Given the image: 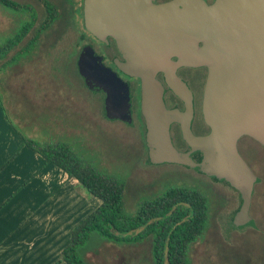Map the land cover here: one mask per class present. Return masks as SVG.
I'll list each match as a JSON object with an SVG mask.
<instances>
[{
	"label": "water",
	"instance_id": "obj_1",
	"mask_svg": "<svg viewBox=\"0 0 264 264\" xmlns=\"http://www.w3.org/2000/svg\"><path fill=\"white\" fill-rule=\"evenodd\" d=\"M83 17L91 33L116 39L125 58L120 68L140 79L149 161L180 163L226 180L240 197L233 224H255L249 210L258 175L237 140L249 135L264 145V0H83ZM181 64L207 66L202 94L207 133L191 130L192 94L175 72ZM77 70L88 88L105 92L107 118L132 121L127 81L94 50L80 52ZM159 70L184 98V110L165 106ZM173 121L189 149L173 143ZM195 150L199 160L191 155Z\"/></svg>",
	"mask_w": 264,
	"mask_h": 264
},
{
	"label": "rangeland",
	"instance_id": "obj_2",
	"mask_svg": "<svg viewBox=\"0 0 264 264\" xmlns=\"http://www.w3.org/2000/svg\"><path fill=\"white\" fill-rule=\"evenodd\" d=\"M16 1L29 3L37 12L36 23L21 41L25 43L45 17L46 10L41 0ZM52 1L60 12L66 10L41 34L35 45L41 50L23 53L21 65L9 63L7 66L5 63L0 70V104L6 119L22 136L33 140L34 148L35 145L64 142L102 171L123 177L124 207L133 212L143 199L162 192L167 186L186 185L203 190L208 195L209 218L203 235L189 248L190 264H264V145L249 136L240 139L241 154L260 181L255 183L256 191L249 210L255 224L233 227L231 217L238 205V196L231 186L180 163L147 162L138 118L129 123L102 114V94L89 89L77 73L71 48L76 47L81 26L80 20L71 18L67 12V2L72 0ZM62 2L64 6L60 5ZM26 12L30 14L31 9L0 4V42L16 31L19 17H27ZM17 48L8 50L5 57L0 58V65ZM70 52L72 55L67 61ZM29 55L32 60L25 62ZM175 141L181 145L176 137ZM98 243L104 256V260H99L101 264L121 261L151 264L149 241L116 243L124 257L117 248L103 247L98 238L89 241L86 250Z\"/></svg>",
	"mask_w": 264,
	"mask_h": 264
},
{
	"label": "trees",
	"instance_id": "obj_3",
	"mask_svg": "<svg viewBox=\"0 0 264 264\" xmlns=\"http://www.w3.org/2000/svg\"><path fill=\"white\" fill-rule=\"evenodd\" d=\"M41 1L45 6V17L34 34L25 43H21L24 36L36 23L37 12L29 3L22 4L16 0H0V4L16 9L26 7L31 9L30 14L26 12L27 17H19L20 24L16 31L0 42V58L5 57L8 50L18 46L15 53L0 65V70L4 68L5 63L7 66L9 63H13L11 66L21 65L23 62L20 58L24 56L23 53L30 52L31 54L33 51L24 50V48L34 47L41 34L51 28L53 23L63 16L66 9L60 12L52 0ZM70 3L67 2L71 6ZM60 5L64 6L63 2ZM73 17L75 16L71 15V18ZM72 51L74 55L75 50ZM72 53H67V61ZM31 58L32 55H29L25 62L31 61ZM78 75L81 77L79 73ZM102 112L104 115V110ZM144 128L142 126L141 138L146 161L149 162L144 141ZM22 137L23 141L34 146L32 140L25 136ZM35 147L43 155L45 161L62 167L69 176L77 179L79 185L100 200L99 204L72 228L71 241L62 251L63 259L68 264H95L94 260L85 254L86 246L93 238H98L101 243L103 242V247H108L106 242H111L109 250L111 248L116 249V243L131 244V242H137V244H141L149 241L151 264L191 263L189 248L194 241L203 235L209 218L208 195L203 190L186 185L167 186L159 194L143 199L136 211L133 212V210L124 207L125 180L123 177L102 171L93 161L81 156L71 145H66L64 142L48 143L44 146L35 145ZM192 157L199 160L201 152L195 150ZM212 177L216 179L215 176ZM220 180L228 184L226 180ZM258 181H260L259 176L256 182ZM255 191L254 185L252 198ZM239 204L240 199L238 206ZM236 209L232 213H235ZM231 224L236 227L232 219ZM98 245L99 243L92 248L99 249ZM97 252L100 253L99 250ZM119 252L124 257L120 250ZM116 264L126 263L121 261Z\"/></svg>",
	"mask_w": 264,
	"mask_h": 264
},
{
	"label": "crops",
	"instance_id": "obj_4",
	"mask_svg": "<svg viewBox=\"0 0 264 264\" xmlns=\"http://www.w3.org/2000/svg\"><path fill=\"white\" fill-rule=\"evenodd\" d=\"M99 202L23 141L0 104V264H68L62 251L72 228ZM92 249H85L86 256L103 263L101 249Z\"/></svg>",
	"mask_w": 264,
	"mask_h": 264
},
{
	"label": "flooded vegetation",
	"instance_id": "obj_5",
	"mask_svg": "<svg viewBox=\"0 0 264 264\" xmlns=\"http://www.w3.org/2000/svg\"><path fill=\"white\" fill-rule=\"evenodd\" d=\"M155 1L159 2V1H165V0H155ZM206 1L211 2L213 0H206ZM71 2L72 3H70V4L72 7L70 5H68L69 10H67V12L69 13L71 10L70 16L74 15L75 17H77L80 20V26H81L78 37H77L76 42H75L76 47L71 48V50H75L74 57H75L76 67H77L78 56L82 50H84V49L94 50V52L98 55V57H100L102 63L105 66H107L110 69H112L113 71H115L122 79L127 81L128 86H129L132 120H134V118H138V120L140 121V124L143 127H145L144 119H143V116H142L141 111H140L141 87H140L139 77L129 75L120 68L119 62L124 61L125 58H124V56H123V54H122V52L118 46L116 39L111 34H103L101 36H97L85 28L84 17H83V0H72ZM24 50H33V51L35 50L36 51V50H41V48L35 47V46L34 47H25ZM46 50H67V48H60V49H58V48H55V49L47 48ZM35 58H37V57H35ZM171 59L175 61V60H177V56L172 55ZM37 60H38V58H37ZM175 72L181 79H183V81L189 87L191 94H192V107H193L192 108V116H191V130H192V132L195 134L207 133L209 131V126L204 121L203 116H202V94H203V88H204V84H205V80H206V76H207V66L204 64H201V65L181 64V65L176 66ZM156 77L159 79V81L163 87V100H164L165 106L168 108L176 107L180 110H184L185 109L184 98L182 96H180L179 94H177L169 86V84L166 81L164 71L163 70L157 71ZM81 78H82V76H81ZM82 80H83V78H82ZM91 90H96L102 94L103 97L101 99V101H102L101 102V108L103 111L104 110L103 100H104L105 92L102 89H95L94 88ZM46 103H48V100L46 101ZM102 114H103V112H102ZM57 116H59V115H57ZM121 121H123V120H121ZM124 122H126V121H124ZM144 132H145V128H144ZM170 135H171L172 141L176 147H178L180 149H189L187 142L183 139V137L181 135V130H180V126H179L178 122L173 121L171 123ZM242 136H244V135H242ZM242 136H240L239 139L237 140V147H238L239 151H240L239 142H240V139ZM245 136H249V135H245ZM175 137L177 138L178 142H180V144H181L180 146L177 145V143L175 141ZM249 137H251V136H249ZM252 139H254V138H252ZM144 141H145V137H144ZM192 153H191V155H192ZM240 153H241V151H240ZM252 169L254 170V168H252ZM196 170H198V169H196ZM210 177L213 178L212 176H210ZM215 180L224 182L223 180H220L217 178ZM229 186H230V184H229ZM234 190L237 192L238 203H239V199H240L239 193L236 189H234ZM159 193L160 192H158L157 194H159ZM157 194H155V195H157ZM237 206H236V208H237Z\"/></svg>",
	"mask_w": 264,
	"mask_h": 264
}]
</instances>
